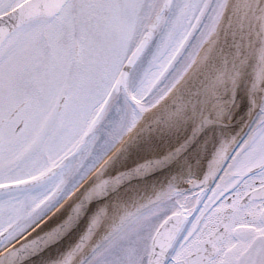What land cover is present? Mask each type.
<instances>
[{
    "label": "snow or ice",
    "instance_id": "6c2138e0",
    "mask_svg": "<svg viewBox=\"0 0 264 264\" xmlns=\"http://www.w3.org/2000/svg\"><path fill=\"white\" fill-rule=\"evenodd\" d=\"M0 264H264V0H0Z\"/></svg>",
    "mask_w": 264,
    "mask_h": 264
},
{
    "label": "water",
    "instance_id": "95a60500",
    "mask_svg": "<svg viewBox=\"0 0 264 264\" xmlns=\"http://www.w3.org/2000/svg\"><path fill=\"white\" fill-rule=\"evenodd\" d=\"M233 44H234V41L232 37L230 35H224V39L221 45L223 56L228 57L232 55ZM224 99L225 101H227L231 99V96L225 95ZM236 101L239 102L238 113H242V115L239 117L238 122L246 120L247 114H248V108L250 107V105H249L248 98H247V90L243 84H241L240 88L237 91V94L235 96V103ZM232 110L233 108L229 110V113L226 119L230 118L229 116L232 114ZM208 134L211 135L212 133L209 132ZM154 138H158V137H156L155 135H150V134L142 135L138 137L137 140L129 146L127 156H126L127 166H134V165L141 164V163H154L157 159L162 157L166 151L171 150L172 148L175 147V142L172 140L164 139L165 143H160L161 142L160 138L158 139H154ZM153 140H154V143H153ZM129 142H127L125 145H127ZM150 144L152 145L149 146ZM195 148H197V145L194 143L188 149V151L185 153L183 157H181L178 160L172 161L170 164L166 165L165 167L156 169V171L152 174V176L149 177V179L150 180L157 179L161 176L168 175L172 172H176L177 170L182 168L184 166L185 161H191V157L194 154ZM125 211H128V209H126ZM103 219L104 218L102 216L101 220ZM118 224H119L118 218L114 217L109 227H115Z\"/></svg>",
    "mask_w": 264,
    "mask_h": 264
},
{
    "label": "bare ground",
    "instance_id": "6f19581e",
    "mask_svg": "<svg viewBox=\"0 0 264 264\" xmlns=\"http://www.w3.org/2000/svg\"><path fill=\"white\" fill-rule=\"evenodd\" d=\"M151 145H152V144H150L149 146H151ZM194 151H197V152H198L197 148H195ZM198 154H199V152H198ZM194 161H195V160H194ZM194 161H193V162L191 161V163H194ZM186 167H187V165H186L185 167L182 168V170L185 171V172H186ZM194 171H195V170H194ZM173 175H181V174L176 173V172H172V173H170V174H168V175H164V176H161V177L157 178V180H158V181H162L164 177H167V179H168L169 177H171V176H173ZM158 181H157V182H158ZM164 182H166V180H164ZM128 209H129V208H128Z\"/></svg>",
    "mask_w": 264,
    "mask_h": 264
}]
</instances>
